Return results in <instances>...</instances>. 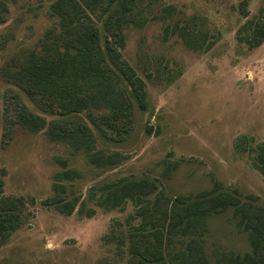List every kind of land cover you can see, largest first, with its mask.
Here are the masks:
<instances>
[{
    "label": "rangeland",
    "instance_id": "1",
    "mask_svg": "<svg viewBox=\"0 0 264 264\" xmlns=\"http://www.w3.org/2000/svg\"><path fill=\"white\" fill-rule=\"evenodd\" d=\"M3 1L0 203L21 199L23 225L0 248V264L133 263L127 240L119 248L116 239H127L140 223L130 218L137 214L135 206L128 202L107 210L89 198L90 191L99 195V187L110 182L147 180L157 189L150 204L160 196V206L214 191L218 182L221 191L237 193L243 202L254 196V203L264 208V177L253 167L251 155L236 148L242 136L252 137L254 144L264 142V43L251 50L237 40L247 21H264V0H133L121 23L122 46L108 31L109 15L102 13V6L90 13L88 0H77L98 27L102 48L113 45L120 61L145 83L148 109L142 111L120 72L112 68L116 93L122 92L133 106L132 114L123 118L104 105L62 115L5 78L3 68H17L32 53H41L60 31V20L51 11L56 0ZM188 33L194 41L204 39L205 45L216 43L201 51L184 42L182 35ZM88 82L91 91L105 92V82ZM24 108L43 117L46 127L32 132L23 126L18 115ZM59 123L88 126L96 150L124 158L113 167L90 165L84 153L52 138L51 129ZM57 158L79 174L64 182L67 195L95 209L92 217L77 211L65 216L44 205L55 195V174L63 171ZM191 238L203 245L212 264L223 256L251 252L250 234L232 209L199 220L196 233L177 235L169 252L182 250Z\"/></svg>",
    "mask_w": 264,
    "mask_h": 264
},
{
    "label": "trees",
    "instance_id": "2",
    "mask_svg": "<svg viewBox=\"0 0 264 264\" xmlns=\"http://www.w3.org/2000/svg\"><path fill=\"white\" fill-rule=\"evenodd\" d=\"M105 1V3H103ZM117 0H88L89 12L102 6V13H108L107 29L119 45H123L121 23L125 12L133 8V0H125L116 6ZM246 1L241 4L245 10ZM7 11L5 1L0 0V22ZM52 15L60 20V31L48 39L41 53L30 55L29 60L14 69L3 68L2 75L13 81L33 98L47 101L62 115L80 113L90 107L104 105L116 117H128L132 114V104L128 103L122 92L116 93L111 80L113 69L120 72L127 86L133 91L137 104L142 111H147L145 83L135 72L120 61L119 51L111 45L107 49L100 43L99 29L83 11L77 0H56L51 5ZM122 12V13H120ZM184 42L193 48L207 52L216 43L205 40L194 41L189 33L183 36ZM237 40L249 49H255L264 43L263 19L247 21L238 31ZM4 42L0 41V49ZM114 60V62H111ZM120 63H115L119 62ZM115 77V75H114ZM99 80L105 82L106 90L91 91L88 83ZM97 93H96V92ZM19 120L30 131H39L46 127L47 121L24 108L18 115ZM53 125L52 138L69 144L75 152L87 156L88 163L97 168L113 167L122 158L118 153L105 154L96 150V140L92 130L83 124ZM236 148L251 155L253 167L264 177V142L254 144V139L242 136ZM63 171L55 174L53 189L55 195L44 201V205L54 207L60 214L71 216L75 211L87 218L95 214V209L88 208L80 198H69L65 181H72L79 174L68 169L65 160L55 159ZM3 182L0 181V190ZM99 195L90 191L89 198L96 206L112 210L120 209L131 202L137 209L131 219L139 218L140 223L132 227L127 239H116L118 247L128 242L131 264H212L208 261L203 245L195 238L189 239L180 251L169 252L177 235L187 237L198 230L199 220L211 214L229 209L239 218L243 229L250 234L251 252L236 256H223L215 264H264V208L251 202H243L237 193L221 191V185L214 183V191L203 192L196 197L167 200L160 206L158 196L150 204V196L157 195L155 184L147 180H120L99 187ZM21 199H7L0 203V248L23 225L20 207ZM152 207V208H151ZM130 218L127 224L131 226ZM112 234V231H111ZM110 234V235H111Z\"/></svg>",
    "mask_w": 264,
    "mask_h": 264
}]
</instances>
